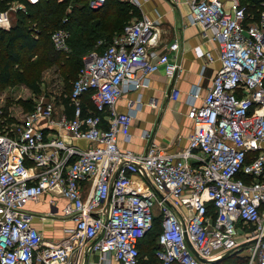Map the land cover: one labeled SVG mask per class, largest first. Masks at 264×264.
<instances>
[{
    "label": "built area",
    "instance_id": "built-area-1",
    "mask_svg": "<svg viewBox=\"0 0 264 264\" xmlns=\"http://www.w3.org/2000/svg\"><path fill=\"white\" fill-rule=\"evenodd\" d=\"M22 1L39 0H0L2 30L10 11L25 13ZM186 1L220 66L199 105L197 88L189 93L184 148L166 152L149 132L140 153L118 145L140 106L128 101L119 112L118 101L146 88L149 75L172 79L179 70L157 52L160 32L147 18L84 55L69 88L37 95L22 121L0 118V264H85L92 254L93 264H141L155 221V264H214L243 250L246 264H264V9L254 18L243 0ZM105 2L86 3L94 11ZM68 38L54 30L53 49L68 54ZM177 48L174 39L168 51ZM203 58L212 61L210 52ZM46 193L51 205L65 200L59 212L74 224L58 241L45 240L25 211Z\"/></svg>",
    "mask_w": 264,
    "mask_h": 264
},
{
    "label": "crops",
    "instance_id": "crops-1",
    "mask_svg": "<svg viewBox=\"0 0 264 264\" xmlns=\"http://www.w3.org/2000/svg\"><path fill=\"white\" fill-rule=\"evenodd\" d=\"M123 1L135 7L141 18L154 22L160 32L157 52L167 54L170 61L179 65V70L172 79L166 78L162 71L149 75V85L146 88L128 92L118 101L116 109L119 112L127 110L128 101H140L138 108L134 104L137 111L129 129L130 139L125 142L120 137L118 145L122 150L140 153L147 144L141 135L143 132H149L160 149L169 153L177 152L186 146L192 130V122L188 116L191 108L189 93L193 88H197L198 98L195 99L194 105H199L220 66L217 44L203 34L201 26L189 21L186 0H178L176 3L171 0ZM243 1L247 6L251 5L250 0ZM174 39L177 40L178 48L176 51H168V45ZM204 52H210L211 62L205 63ZM173 90L179 92L176 98L172 97ZM63 105L66 107L65 103ZM65 111L70 117V108L67 107ZM50 198V194H43L36 202H29L25 211L30 214L32 225L45 240L58 241L74 224L59 212L65 200L56 197L51 205ZM97 258V254L89 255L85 264H93ZM110 264L115 262L111 261Z\"/></svg>",
    "mask_w": 264,
    "mask_h": 264
},
{
    "label": "trees",
    "instance_id": "trees-1",
    "mask_svg": "<svg viewBox=\"0 0 264 264\" xmlns=\"http://www.w3.org/2000/svg\"><path fill=\"white\" fill-rule=\"evenodd\" d=\"M263 1L264 0H250L251 5L247 6V8L249 9V11L253 10V12H255L254 18H256L258 9H264V6L260 5V3ZM41 2L42 0H39L38 2L31 4L24 1L27 13L18 12L19 16L16 19V22L8 30H2L0 28V86L10 84L16 80V82L26 86L32 92L36 93L39 91L38 83L36 81L28 82V80H26L25 75L24 78L22 77L23 73L15 72L13 70L14 66L20 64L22 60L21 57L23 56V54L32 53L35 50H41V52L42 50H46L44 54L42 53L44 57L40 58L42 56L41 54L39 59H37L39 63L54 64L57 66L59 65L63 70V73H65L64 70L68 71V76H73L77 70V60L71 62H60V59H62L63 56H61L59 53H55L53 51L54 49L51 48L52 45L50 42V34L54 30L62 28L60 26L58 27L59 19H57V17H54L55 15L59 14V4L50 2V4L47 3L49 5H42ZM86 2H84V5L76 9L78 25L81 26V28L86 29L90 26L92 22H94L96 29L92 30L93 33L94 31L98 30V35L103 36L102 38L104 39L105 37L106 39L111 37L113 38L115 35H112L115 32L121 33L123 28L129 23V19L133 16L138 15V10L125 1L121 2L118 0H106L103 8L94 11L90 10L87 7ZM0 9H4L3 3H0ZM101 11H104L103 14H99V12ZM30 22L35 23V29L30 28L28 26ZM51 26L55 29L50 32V29L48 27ZM91 41L92 38L85 37V34L82 32H80V34L74 32L69 33L67 44L70 52L68 53V55L71 57L73 56L82 58L84 55L87 54L84 51L86 50V48L89 47V45H91ZM63 80L65 82H69L68 77H63ZM64 103L66 104L67 101L65 100ZM31 108L32 105L30 104L26 106L27 111L31 110ZM10 120L8 119V121ZM158 231V222L155 221L153 230L148 233L145 238L151 233L155 232V239ZM145 238L143 239L142 243L145 241ZM141 247L142 244L140 246V249ZM154 250L155 243L151 249L146 251L148 256L145 255L146 253L144 254V256H146L148 259L141 260V264H151V259L153 262H155L153 258ZM144 256H141V258H143ZM231 257L232 255H229L227 258L215 264H221L225 262L230 263L232 261Z\"/></svg>",
    "mask_w": 264,
    "mask_h": 264
},
{
    "label": "rangeland",
    "instance_id": "rangeland-1",
    "mask_svg": "<svg viewBox=\"0 0 264 264\" xmlns=\"http://www.w3.org/2000/svg\"><path fill=\"white\" fill-rule=\"evenodd\" d=\"M87 0H42V5L46 4L49 5L50 2H54L56 4H59V14L55 15L54 17H57L59 19V25L58 27H62L69 33H79L82 32L85 34V37L92 38L91 45H89L88 48L84 51L85 53L88 52H96L100 53L102 50H104L112 40L111 38L98 35L97 31H93L96 29L95 23L92 22L90 26L86 29L81 28V26L78 25L77 22V13L76 9L80 6L84 5ZM123 1V0H118ZM24 4V1H22ZM49 3V4H47ZM26 7V6H25ZM104 11L99 12V14H103ZM25 13H27V9L25 10ZM250 13L255 15V12L253 10H250ZM19 13L18 12H9V18H10V26H12L16 19L18 18ZM257 16V15H256ZM141 19L139 15L133 16L129 19V22H133L135 20ZM35 23L30 22L28 26L30 28L35 29ZM50 29V32L53 31L55 28L48 27ZM120 32H115L112 36L118 35ZM98 35V36H95ZM53 48V46H51ZM53 50V49H52ZM49 50V51H52ZM55 53H59L61 56H63L62 59H60V62H67V61H74L77 60L78 63H76V69L78 70V67H80V62L82 58L79 57H71L66 53L63 52H57L56 50H53ZM46 50H35L32 53L23 54L21 57L22 60L19 65L14 66L13 70L15 72H21L26 77V80L28 82L36 81L38 83V92H32L30 89H28L26 86L13 81L10 84H6L3 86H0V118L5 116L9 119H13L15 121H22V118L25 116V114L28 112L26 109V106L28 104L32 105L34 102V99L38 96L46 95L50 92L54 93L55 95H58L59 93L63 92L64 90H67L70 86V83L75 78L76 72L73 76H68V71L64 70L65 73H63V70L58 65L54 64H42L37 61L41 54L45 53ZM42 54V57H44ZM37 62V63H36ZM64 78H69V82H65L63 80ZM154 234L155 232L151 233L145 238V241L142 243V247L140 249L141 256H144L147 250L151 249L154 245ZM147 255V253L145 254ZM245 252L243 251H237L235 253H232V261L221 263V264H246V258H245ZM148 256V255H147ZM145 262V261H143ZM155 262L151 259V264H154Z\"/></svg>",
    "mask_w": 264,
    "mask_h": 264
},
{
    "label": "water",
    "instance_id": "water-1",
    "mask_svg": "<svg viewBox=\"0 0 264 264\" xmlns=\"http://www.w3.org/2000/svg\"><path fill=\"white\" fill-rule=\"evenodd\" d=\"M228 256H229V254H223V255L220 256L218 259H215L213 262H214V264H215V263H217V262H219V261H221V260L227 258Z\"/></svg>",
    "mask_w": 264,
    "mask_h": 264
}]
</instances>
